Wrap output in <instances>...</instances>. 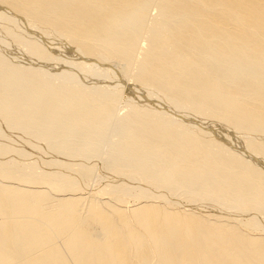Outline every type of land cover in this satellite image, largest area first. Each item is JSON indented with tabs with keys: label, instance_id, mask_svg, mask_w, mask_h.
<instances>
[{
	"label": "bare ground",
	"instance_id": "obj_1",
	"mask_svg": "<svg viewBox=\"0 0 264 264\" xmlns=\"http://www.w3.org/2000/svg\"><path fill=\"white\" fill-rule=\"evenodd\" d=\"M259 217L264 0H0V264H264Z\"/></svg>",
	"mask_w": 264,
	"mask_h": 264
},
{
	"label": "rangeland",
	"instance_id": "obj_2",
	"mask_svg": "<svg viewBox=\"0 0 264 264\" xmlns=\"http://www.w3.org/2000/svg\"><path fill=\"white\" fill-rule=\"evenodd\" d=\"M50 44V43H49ZM47 45H48V43H47ZM46 45V46H47ZM50 46H52V45H50ZM69 53V52H68ZM67 53V54H68ZM8 55H9V53H8ZM55 56H57L58 58H59V56H61L59 53H55L54 54ZM11 55H9V57H10ZM71 58V60H73V57H70ZM61 59V58H60ZM62 59H66V58H62ZM83 60V59H82ZM81 60V61H82ZM74 61V60H73ZM111 66V68L109 67V69H111V70H114L116 73L115 74H117V76L118 75H121V73H123V70H122V68L119 66V67H117L116 68V66H113L112 67V64L110 65ZM115 68H116V70H115ZM122 86V85H121ZM125 86V87H124ZM123 94L122 95H124V96H122V98H121V104L122 105H120V106H123V104H124V102L127 100V94L129 93V91H130V87L127 85V83L126 84H123ZM129 88V89H128ZM129 97V96H128ZM152 103L154 104V102L152 101ZM117 110H119V109H117ZM3 126V125H2ZM3 128V127H2ZM231 135H232V133L231 132H229ZM233 137L235 136V134H233L232 135ZM236 138V137H235ZM236 141H237V138L235 139ZM237 144V143H236ZM234 144L235 146H237V147H239L240 148V146L237 144ZM241 149V148H240ZM11 155H8V156H13V157H15V154H12V153H10ZM30 157V156H29ZM91 162H95L94 160L93 161H91ZM98 165H100L99 163H98ZM105 165V164H104ZM103 164L101 165V166H97L98 168H96V169H94L93 171H92V174H91V176L89 177V179L87 180V182H85V184H86V187H87V189H89V190H85V191H92L91 189H94V190H96V191H98L99 189H101L103 186H105L106 184H108V183H111V181H112V183H113V181H115L116 179H114V177H112V178H106L105 176H106V174H107V172L105 171V169H107V168H105V166H104ZM103 168H105V169H103ZM107 179H109V180H107ZM114 179V180H113ZM109 181V182H108ZM124 181H127V180H124ZM133 182V181H132ZM132 191V193H136L137 191H135V190H131ZM191 195L188 193V192H184V190H175L174 192H173V197L172 198H170L169 197V199H173V200H170V201H173V202H175V201H179L180 202V204L179 205H177V206H179V207H181V206H183V204H186L187 203V200L189 199V197H190ZM94 197V196H93ZM93 197H91V199H93V200H95L96 201V199L97 198H93ZM109 197L108 196H106V198H104V199H102V201H107L106 199H108ZM161 202V201H160ZM159 202V203H160ZM164 201H162L160 204H163V205H165V206H167L168 207V205H166V204H168V203H166V202H164ZM84 203H88V201H85ZM84 203H82V205H80V211H83V207H84ZM198 204H200V202H197ZM205 207H200V209L202 210V211H200L203 215H207V214H215L216 213V211H217V209H215V207H212V206H210V205H208V204H205L204 205ZM186 208H187V206H185ZM231 210V209H230ZM199 212V211H198ZM218 213V212H217ZM222 213V212H221ZM223 214V213H222ZM246 216V215H245ZM244 215L242 216V217H240V219L244 222V220H246ZM222 218V217H221ZM260 218V217H259ZM261 219V218H260ZM210 221H212L211 219H210ZM261 222L260 223H262L263 224V222H262V219L260 220ZM217 223V222H216ZM264 225V224H263ZM94 227V225H91L90 227H89V229H90V232H93V233H95L96 232V229H95V227ZM92 229V230H91ZM241 230V232H243L244 234H246V231H243L242 229H240ZM249 232V231H248ZM247 232V233H248Z\"/></svg>",
	"mask_w": 264,
	"mask_h": 264
}]
</instances>
